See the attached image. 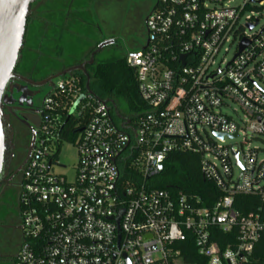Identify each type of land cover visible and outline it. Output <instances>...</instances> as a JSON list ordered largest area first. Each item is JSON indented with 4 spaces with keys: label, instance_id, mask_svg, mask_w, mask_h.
<instances>
[{
    "label": "built area",
    "instance_id": "2783aa9c",
    "mask_svg": "<svg viewBox=\"0 0 264 264\" xmlns=\"http://www.w3.org/2000/svg\"><path fill=\"white\" fill-rule=\"evenodd\" d=\"M233 2L157 1L147 46L125 53L145 105L134 118L79 79L56 82L23 170L13 264H191L185 246L197 264H264V147L251 145L264 140V0ZM231 102L244 126L223 112ZM66 129L78 135L71 178L54 170ZM174 151L200 155L212 204L155 183ZM239 195L261 202L242 214Z\"/></svg>",
    "mask_w": 264,
    "mask_h": 264
},
{
    "label": "flooded vegetation",
    "instance_id": "af4514ba",
    "mask_svg": "<svg viewBox=\"0 0 264 264\" xmlns=\"http://www.w3.org/2000/svg\"><path fill=\"white\" fill-rule=\"evenodd\" d=\"M73 1L35 0L31 5L22 57L5 91L3 111L12 127L14 148L0 185V229L10 231L18 244L14 253H0V262L13 264L23 242L21 184L33 130L37 133L45 108L48 94H42L63 77L86 82L89 78L91 84L98 66L117 57L113 51L118 39L100 38L97 16L89 10L98 0L84 5L81 17L72 15ZM88 11L91 20L84 17ZM63 71H67L64 76L53 77Z\"/></svg>",
    "mask_w": 264,
    "mask_h": 264
},
{
    "label": "trees",
    "instance_id": "16d2710c",
    "mask_svg": "<svg viewBox=\"0 0 264 264\" xmlns=\"http://www.w3.org/2000/svg\"><path fill=\"white\" fill-rule=\"evenodd\" d=\"M85 84L86 81L82 79L81 85L85 86ZM90 86L101 98L115 99L120 109V102L124 103L126 106L124 112L131 115V118L145 108L140 99L135 70L127 64L125 55L101 63L95 71L94 80ZM69 124H71L70 121L66 125L67 128ZM69 131L70 129H66L65 132L68 139L74 130ZM155 183L163 189H176L197 194L207 205L212 204L220 196L216 185L205 179L202 174L200 155L193 152H171L165 162L164 171L156 176ZM260 202L259 197L239 195L236 197L235 206L242 214H246ZM185 247L183 258L186 263L197 264L202 260L196 248Z\"/></svg>",
    "mask_w": 264,
    "mask_h": 264
},
{
    "label": "rangeland",
    "instance_id": "374dc122",
    "mask_svg": "<svg viewBox=\"0 0 264 264\" xmlns=\"http://www.w3.org/2000/svg\"><path fill=\"white\" fill-rule=\"evenodd\" d=\"M157 1L158 0H101L102 6H100L99 10L97 4H94V10H92V6L89 10H91L93 15L96 14L97 18L98 15L101 14V20L107 22L108 26H110L111 29L117 27L121 35L124 34L125 36H127L131 40V43H136L139 41H143L145 35L147 38L146 27L142 16L144 12L146 13L147 11L151 10L152 6L156 4ZM242 1L243 0H234L232 5L240 4ZM249 13L250 12H247L246 14ZM259 17L260 25L254 31H258L262 26H264V6L260 9ZM125 36L122 37L124 38ZM113 53L115 56L123 55V53H120L119 49H117L116 52L113 51ZM224 55L227 60H230L233 56V49H231L227 54H225V52L222 50L217 57V61H220L224 57ZM59 79H57L56 82H58ZM50 91L51 88H46L42 96L49 94ZM229 104H231V106L224 108L223 112L232 116L235 120L239 122H241L240 119L245 120L242 112L236 113L234 111V109L238 108L237 105L232 102ZM120 106L123 111L126 110V106L124 103L120 102ZM242 125L244 126L243 123ZM77 139L78 135L72 134L71 136H69V139L64 140L62 142V148L59 152V155L57 156V161L59 165L55 166L54 168L57 173L64 174L69 178H71L74 174V169L78 163V153L76 147ZM242 141L243 137L232 140L226 139V142L231 144L240 143ZM251 145L264 147V140H253L251 141ZM262 157H264V152H262L261 154V158ZM62 165H65V167H63ZM238 174L239 171L235 169V177H237ZM10 234V231H4L0 229L1 254H10L16 251L18 241H15V239L10 238ZM0 264L12 263L0 262Z\"/></svg>",
    "mask_w": 264,
    "mask_h": 264
},
{
    "label": "water",
    "instance_id": "95a60500",
    "mask_svg": "<svg viewBox=\"0 0 264 264\" xmlns=\"http://www.w3.org/2000/svg\"><path fill=\"white\" fill-rule=\"evenodd\" d=\"M34 2L35 0H0V185L11 163L14 148L12 127L8 116L3 111V101L10 80L15 78L14 69L22 57L27 20L31 14V5ZM247 45L248 42L244 41L240 46V51ZM66 73L67 71H63L53 77H61ZM86 88L88 92L93 93L89 78L86 82ZM99 100L102 103L110 101L101 98ZM115 110L118 113L117 107ZM118 115L123 118L119 113ZM35 138L36 132L33 130L32 140L28 148L29 153L34 146Z\"/></svg>",
    "mask_w": 264,
    "mask_h": 264
},
{
    "label": "crops",
    "instance_id": "0c3cea01",
    "mask_svg": "<svg viewBox=\"0 0 264 264\" xmlns=\"http://www.w3.org/2000/svg\"><path fill=\"white\" fill-rule=\"evenodd\" d=\"M87 3H91V1L90 0H74L73 4H72V15H78L80 17L83 16V15H81V13H82L81 8H83V6L86 5ZM155 5L156 4H154L152 6L151 10L147 11L146 13L143 11L144 13H143L142 17H143V20L145 23V27H146V18L149 15V13L152 11V9L154 8ZM100 6H102V2H101V0H98V2H97L98 10L100 9ZM85 15H87V16H85ZM85 15H84V17L86 20H91L90 18L93 17L92 14L90 13V11L86 12ZM100 17H101V14H99L98 18H97L98 24L100 27V31L98 32L99 37L100 38L114 37V38H117L118 41L121 40V41H119V46L116 47L115 52L117 49H119L120 53H123V55H125V53L128 50L141 49L146 45V42H147L146 35H145V38L143 39V41L131 43V40L127 36H125L124 34L121 35L119 33V29L117 27L111 29L110 26H108L107 22H105L104 20H101ZM146 32H147V30H146ZM122 36H125V37L123 38ZM117 57H119V56H117Z\"/></svg>",
    "mask_w": 264,
    "mask_h": 264
}]
</instances>
